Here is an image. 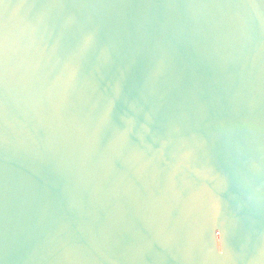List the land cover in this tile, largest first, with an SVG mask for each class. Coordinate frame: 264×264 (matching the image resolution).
I'll list each match as a JSON object with an SVG mask.
<instances>
[{
	"label": "water",
	"instance_id": "water-1",
	"mask_svg": "<svg viewBox=\"0 0 264 264\" xmlns=\"http://www.w3.org/2000/svg\"><path fill=\"white\" fill-rule=\"evenodd\" d=\"M0 264H264V0H0Z\"/></svg>",
	"mask_w": 264,
	"mask_h": 264
}]
</instances>
